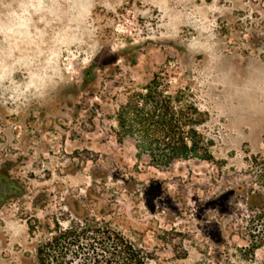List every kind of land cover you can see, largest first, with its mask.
Instances as JSON below:
<instances>
[{
  "label": "rangeland",
  "instance_id": "rangeland-1",
  "mask_svg": "<svg viewBox=\"0 0 264 264\" xmlns=\"http://www.w3.org/2000/svg\"><path fill=\"white\" fill-rule=\"evenodd\" d=\"M32 21L0 36V165L24 191L0 207V264H87L98 225L148 264H264V0H43ZM156 73L206 112L213 160L164 170L118 142Z\"/></svg>",
  "mask_w": 264,
  "mask_h": 264
},
{
  "label": "trees",
  "instance_id": "trees-1",
  "mask_svg": "<svg viewBox=\"0 0 264 264\" xmlns=\"http://www.w3.org/2000/svg\"><path fill=\"white\" fill-rule=\"evenodd\" d=\"M91 78V73H85L89 85ZM206 115L184 89L172 91L170 83L156 73L144 91L128 95L119 106L113 131L120 144L128 139L135 142L138 158L148 156L152 165L167 170L190 159L213 160V140L200 131ZM71 234L65 231L62 236ZM87 245V264H148L141 249L110 227L93 228Z\"/></svg>",
  "mask_w": 264,
  "mask_h": 264
},
{
  "label": "clouds",
  "instance_id": "clouds-1",
  "mask_svg": "<svg viewBox=\"0 0 264 264\" xmlns=\"http://www.w3.org/2000/svg\"><path fill=\"white\" fill-rule=\"evenodd\" d=\"M43 8V0H0V36L5 41L10 38L21 40L30 38L32 33L29 26L33 24L32 16L37 15ZM12 48H9L7 55L11 56ZM3 75H0V83L3 82ZM30 87H36L35 84ZM39 89H37L38 91ZM28 89H24L27 92ZM23 93L13 89L10 99L18 100Z\"/></svg>",
  "mask_w": 264,
  "mask_h": 264
},
{
  "label": "flooded vegetation",
  "instance_id": "flooded-vegetation-1",
  "mask_svg": "<svg viewBox=\"0 0 264 264\" xmlns=\"http://www.w3.org/2000/svg\"><path fill=\"white\" fill-rule=\"evenodd\" d=\"M23 193L22 185L9 175L8 167L0 165V207L10 198L21 196Z\"/></svg>",
  "mask_w": 264,
  "mask_h": 264
}]
</instances>
